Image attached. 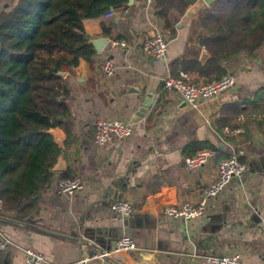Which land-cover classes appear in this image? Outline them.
<instances>
[{
    "label": "crops",
    "instance_id": "obj_1",
    "mask_svg": "<svg viewBox=\"0 0 264 264\" xmlns=\"http://www.w3.org/2000/svg\"><path fill=\"white\" fill-rule=\"evenodd\" d=\"M200 3L196 0L181 18L169 21L154 14V4L155 19L145 13L144 0H134L128 11H115L109 19L83 21L91 39L105 37L108 44L91 62L81 60L65 72L77 144L67 160L61 157L64 171H55L30 227L0 226L10 243L11 264H23L26 248L41 253L44 264H200L207 255L229 254H239L244 264H264V137L250 118L233 114L245 108L252 92L264 88V44L251 55L241 51L219 61L235 84L214 99L190 106L163 88L168 75L181 73L184 82L209 83L190 66L210 59L199 61L204 50L198 43L204 35L200 17L206 7L198 8ZM151 21L168 39L164 59L139 50L151 37ZM102 23L110 36L103 35ZM116 38L127 47L111 48L109 41ZM106 59L115 67L111 78L101 72ZM99 119L122 120L134 128L133 136L98 147ZM55 134L61 141L63 134ZM204 149L213 152L212 159L200 168L188 167L190 158ZM232 152L246 172L212 201L204 218L184 223L162 214L165 206L196 202L216 177L219 161ZM67 168L83 183L71 196L55 188ZM116 199L131 203L129 218L113 219ZM123 234L132 237L135 252L93 259L110 253Z\"/></svg>",
    "mask_w": 264,
    "mask_h": 264
},
{
    "label": "trees",
    "instance_id": "obj_2",
    "mask_svg": "<svg viewBox=\"0 0 264 264\" xmlns=\"http://www.w3.org/2000/svg\"><path fill=\"white\" fill-rule=\"evenodd\" d=\"M128 1L0 0V226H24L38 213L58 159L67 160L76 147L75 121L66 104L70 90L59 72L70 73L95 56L83 21L126 12ZM194 2L155 0L154 14L166 21L181 18ZM200 28L198 43L210 59L190 66L206 82L219 80L225 74L220 60L241 51L251 55L264 44V0H214L204 8ZM244 104L234 116L250 118L264 137V88ZM56 131L63 134L61 141ZM59 174L74 178L70 168ZM0 264H11L7 251L0 253Z\"/></svg>",
    "mask_w": 264,
    "mask_h": 264
},
{
    "label": "built area",
    "instance_id": "obj_3",
    "mask_svg": "<svg viewBox=\"0 0 264 264\" xmlns=\"http://www.w3.org/2000/svg\"><path fill=\"white\" fill-rule=\"evenodd\" d=\"M202 1V0H199ZM154 0H144L142 8L145 13H150L152 17L151 7ZM115 11H110L102 16L105 20L114 15ZM155 19V17H154ZM152 30L151 37L143 41L139 45V50L145 56L159 60L166 57L168 39L162 33L161 28L151 21L149 25ZM110 47L126 48V42L118 39L109 41ZM102 75L105 78H111L115 74V67L111 61L105 60L101 66ZM185 75L181 73L175 78L168 75L163 80V88L168 91L175 92L185 103L195 106L202 100L214 99L217 96L229 91L234 87L235 78L232 74H226L219 80L209 83H190L184 82ZM134 128L119 119H99L95 126L94 143L98 147H102L108 143H119L133 136ZM213 157V152L207 149L197 152L188 161V167L200 168L206 165ZM246 172V166L240 162L239 157L235 153H231L227 158L219 161L217 166V175L209 187L204 189L196 202H185L178 206L168 205L162 210V214L172 221H182L184 223L199 220L206 216L207 210L213 200L223 192V190L234 179H241ZM55 188L58 194L71 196L83 189V183L78 178L58 179L55 182ZM111 212L113 219L129 218L133 213L131 203L124 199H116L111 204ZM9 241L4 237L0 230V253L6 252ZM136 251L132 237L123 234L114 243L110 253L97 254L96 258L110 257V255H119L123 253H133ZM23 264H44L43 255L32 248L24 250ZM200 264H244L239 254L223 255L221 257L205 256Z\"/></svg>",
    "mask_w": 264,
    "mask_h": 264
},
{
    "label": "water",
    "instance_id": "obj_4",
    "mask_svg": "<svg viewBox=\"0 0 264 264\" xmlns=\"http://www.w3.org/2000/svg\"><path fill=\"white\" fill-rule=\"evenodd\" d=\"M214 0H202V2L206 5L209 6ZM134 3V0H129L128 1V7H131ZM89 43L92 45V47L94 48L95 53L99 54L108 44V39L105 37H100V38H96V39H91L89 41ZM2 49H3V42H2V38L0 35V56L2 54ZM210 58V55L205 51H201L200 56H199V61L203 64L205 63L208 59ZM59 75H61L62 77H65V72H59ZM61 100H63L61 98ZM54 171L60 172V171H64V167L62 166V161L61 158L58 159L57 164L54 167ZM36 219L34 217V214L31 215L27 220H26V224L28 227H30L28 224L31 222H34ZM37 230V229H36ZM40 232L47 234V235H52V233L50 232H46V231H41Z\"/></svg>",
    "mask_w": 264,
    "mask_h": 264
},
{
    "label": "rangeland",
    "instance_id": "obj_5",
    "mask_svg": "<svg viewBox=\"0 0 264 264\" xmlns=\"http://www.w3.org/2000/svg\"><path fill=\"white\" fill-rule=\"evenodd\" d=\"M203 4V3H202ZM202 4L200 3L199 5H198V8H200L201 6H202ZM184 28H180L179 30H183ZM9 246V245H8Z\"/></svg>",
    "mask_w": 264,
    "mask_h": 264
}]
</instances>
